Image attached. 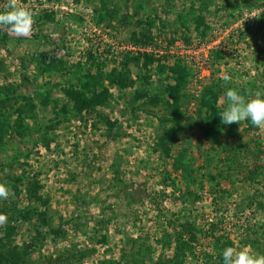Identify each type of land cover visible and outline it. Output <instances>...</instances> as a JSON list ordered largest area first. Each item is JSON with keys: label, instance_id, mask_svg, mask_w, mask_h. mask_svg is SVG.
I'll use <instances>...</instances> for the list:
<instances>
[{"label": "rangeland", "instance_id": "rangeland-1", "mask_svg": "<svg viewBox=\"0 0 264 264\" xmlns=\"http://www.w3.org/2000/svg\"><path fill=\"white\" fill-rule=\"evenodd\" d=\"M17 3L34 24L0 25V264L264 254V127L218 116L229 88L264 89V0Z\"/></svg>", "mask_w": 264, "mask_h": 264}, {"label": "clouds", "instance_id": "clouds-1", "mask_svg": "<svg viewBox=\"0 0 264 264\" xmlns=\"http://www.w3.org/2000/svg\"><path fill=\"white\" fill-rule=\"evenodd\" d=\"M34 17L31 10L18 6L17 0H7L5 8L0 11V25L17 37L31 35ZM224 81L231 83L228 75ZM227 102L218 115L224 125L239 124L250 121L256 128L264 127V89L257 90L254 95L245 96L238 88H229L226 93ZM8 189L0 185V198H7ZM223 264H264V254L254 253L247 249L239 251L227 247L222 251Z\"/></svg>", "mask_w": 264, "mask_h": 264}, {"label": "trees", "instance_id": "trees-1", "mask_svg": "<svg viewBox=\"0 0 264 264\" xmlns=\"http://www.w3.org/2000/svg\"><path fill=\"white\" fill-rule=\"evenodd\" d=\"M183 72V71H182ZM183 73L179 72V76H181ZM203 105L206 106V109L207 110H212L211 113H213V116L216 114H214V112L216 111L213 107V102L209 101L208 102H203ZM216 117V116H215ZM186 234L182 233V232H179L178 234V245H180V247L184 250H186L189 254H192V255H195V248H194V245H196V241H197V238H195L194 236H191L190 238H186L185 236ZM192 235V234H191ZM209 237H212L215 241H219L222 242L221 239L219 238H216L215 234L212 233V231L210 232V235ZM225 241L227 239H224ZM224 243V242H223ZM220 246L221 248H219V245H218V248H217V251H216V254L214 256H209V261H208V264H223V257H222V251L223 249L227 248V247H231V243L227 241V244H223ZM0 260H2V256H0Z\"/></svg>", "mask_w": 264, "mask_h": 264}, {"label": "built area", "instance_id": "built-area-1", "mask_svg": "<svg viewBox=\"0 0 264 264\" xmlns=\"http://www.w3.org/2000/svg\"><path fill=\"white\" fill-rule=\"evenodd\" d=\"M192 50H193V51H197L196 46H195V48H193Z\"/></svg>", "mask_w": 264, "mask_h": 264}]
</instances>
